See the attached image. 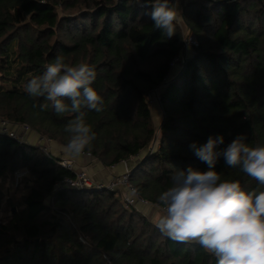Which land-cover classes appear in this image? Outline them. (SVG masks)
<instances>
[{
  "label": "trees",
  "instance_id": "obj_1",
  "mask_svg": "<svg viewBox=\"0 0 264 264\" xmlns=\"http://www.w3.org/2000/svg\"><path fill=\"white\" fill-rule=\"evenodd\" d=\"M151 10L144 0H0V121L66 148L65 127L75 114L41 110L45 101L29 95L26 84L58 55L94 67L104 105L87 112L96 136L82 154L109 168L127 160L139 196L161 206L158 197L177 170H208L191 143L223 136L225 148L244 135L251 146H264V0L184 3L197 46L173 77L183 34L174 22L168 37ZM158 88L164 120L153 147L148 95ZM60 159L0 133V180L24 169L32 179L22 208L0 219V264H216L200 244L162 235L117 192L58 189L75 175ZM215 170L222 181L264 189L223 157Z\"/></svg>",
  "mask_w": 264,
  "mask_h": 264
},
{
  "label": "clouds",
  "instance_id": "obj_2",
  "mask_svg": "<svg viewBox=\"0 0 264 264\" xmlns=\"http://www.w3.org/2000/svg\"><path fill=\"white\" fill-rule=\"evenodd\" d=\"M144 2L151 6L154 26L172 37L177 19L172 0ZM96 78L94 67L72 66L58 55L25 87L32 97L43 98L41 110L51 106L57 114H75L65 127L70 133L66 148L72 155L83 153L96 136L86 122L88 111H103V97L93 87ZM223 143V136H210L203 145L190 144L208 170L190 166L173 174L171 187L158 197L163 214L155 227L173 241L200 244L216 258V264H264V189L246 190L239 180L222 181L215 170L223 157L229 168H239L264 186V146H251L244 135L219 148Z\"/></svg>",
  "mask_w": 264,
  "mask_h": 264
},
{
  "label": "rangeland",
  "instance_id": "obj_3",
  "mask_svg": "<svg viewBox=\"0 0 264 264\" xmlns=\"http://www.w3.org/2000/svg\"><path fill=\"white\" fill-rule=\"evenodd\" d=\"M189 0H172V2L175 4L176 10H177V19L176 23L180 26L183 38H184V46L182 50L181 56L178 58L177 63L173 65V69L171 72V77H173L178 70L181 68L183 65L182 63L192 54L191 47L186 46V40L189 38V36H192V32L186 27L184 23V18H183V5L184 3L188 2ZM201 2H204L206 4H209L207 0H199ZM228 1H234V0H228ZM184 57V59H182ZM170 80V78H168ZM160 92L161 88H158L156 90H153L152 92L149 93L148 95V102L149 106L151 109L152 113V123L154 127L156 128V141L155 143L153 142V147L158 146L159 141H160V127L162 125V122L164 120V114H163V108L160 100ZM1 124V122H0ZM12 128L11 130L14 132V134L18 137L24 138V140H27L29 144L31 145H37L39 140H42L47 138L43 135L36 134L32 129H30L26 125H16L13 126L11 125ZM44 140V139H43ZM48 142V141H45ZM39 144V143H38ZM49 149L51 151V154L54 156H59L62 158V152L60 151L59 147L55 142H49ZM45 152V151H44ZM46 155H48V152H45ZM66 158V157H63ZM71 159V158H67ZM128 165L130 166V163L128 162ZM131 167V166H130ZM115 168V167H114ZM114 168H109L111 171H114ZM80 170V169H79ZM93 178V176H91ZM116 178V177H114ZM94 179V178H93ZM31 176L30 173L27 169L24 170H19L15 172L13 178L12 176L4 177L1 178L0 180V190L2 191V203H0V219L6 220L12 215V209L13 211L20 210L22 208L20 201L22 200L23 196L28 192V187L31 186ZM96 180V179H94ZM97 181V180H96ZM103 182V181H100ZM105 182V181H104ZM119 193V197L122 199V192L121 190L115 191ZM15 204L12 206L11 204ZM150 206H155V205H150ZM150 206H143V205H138L137 208L139 207H150ZM137 210V209H136ZM161 214L162 211L159 210ZM154 223V222H153Z\"/></svg>",
  "mask_w": 264,
  "mask_h": 264
},
{
  "label": "built area",
  "instance_id": "obj_4",
  "mask_svg": "<svg viewBox=\"0 0 264 264\" xmlns=\"http://www.w3.org/2000/svg\"><path fill=\"white\" fill-rule=\"evenodd\" d=\"M207 1L211 3V2H214L215 0H207ZM187 45L190 47L197 46V41L195 40L193 35L189 36V38H187L186 46ZM182 59H184V57H182ZM177 61H178V58H176L174 60L172 65L177 63ZM166 81H168V80L166 79ZM0 122H1V124H0V133L1 134L9 135L13 138H18V139L24 140V138L16 136L14 134V132L11 130L12 124H10L9 122H6V121H0ZM43 139L39 140L38 141L39 144L37 143V145H39L43 151L48 152L49 157H54V155L51 154V151L48 150L49 149L48 143L51 142V140L48 138H47V140H45V138H43ZM45 141H48V142H45ZM85 155L91 158V156L89 154H85ZM58 163L63 168H66L67 170H71L75 173L73 178H64L61 181H59L58 183H56V187H58V189L111 191V192L121 190L122 200L128 207L137 208L138 205H143V206L153 205V204L149 203L147 200L141 198L139 196V193L137 192V189L131 183L130 177H131L132 169L128 165L127 160H123L120 163V164L125 166V171L120 176L113 178L109 182H104V181L100 182V181L94 180L91 177V175L84 169L76 170V164H75L73 159H67V158L62 157L60 160H58ZM114 167H115V165L111 166L110 168H114ZM155 206L158 207L163 213L162 205L161 206L155 205Z\"/></svg>",
  "mask_w": 264,
  "mask_h": 264
},
{
  "label": "crops",
  "instance_id": "obj_5",
  "mask_svg": "<svg viewBox=\"0 0 264 264\" xmlns=\"http://www.w3.org/2000/svg\"><path fill=\"white\" fill-rule=\"evenodd\" d=\"M37 134V133H36ZM62 152V157L71 158L76 164V170H86L97 181L109 182L114 177L120 176L125 171V166L118 164L115 166L114 171H111L109 167H105L97 160L90 158L82 153L78 156L70 154L66 148L57 145ZM139 212L145 215L150 221L154 222L162 215L159 212V208L156 206L139 207L136 208Z\"/></svg>",
  "mask_w": 264,
  "mask_h": 264
},
{
  "label": "water",
  "instance_id": "obj_6",
  "mask_svg": "<svg viewBox=\"0 0 264 264\" xmlns=\"http://www.w3.org/2000/svg\"><path fill=\"white\" fill-rule=\"evenodd\" d=\"M155 141H156V137H155L154 143H155ZM153 145H154V144H153ZM151 150H152V148H151Z\"/></svg>",
  "mask_w": 264,
  "mask_h": 264
}]
</instances>
